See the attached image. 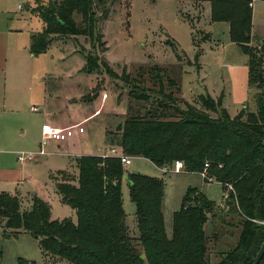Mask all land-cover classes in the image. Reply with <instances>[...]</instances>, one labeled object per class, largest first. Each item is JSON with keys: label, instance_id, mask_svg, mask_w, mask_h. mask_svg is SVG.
<instances>
[{"label": "trees", "instance_id": "1", "mask_svg": "<svg viewBox=\"0 0 264 264\" xmlns=\"http://www.w3.org/2000/svg\"><path fill=\"white\" fill-rule=\"evenodd\" d=\"M106 1L35 0L32 11L41 18L43 28L31 36L30 53L43 52L52 35H82L94 50L85 56L87 72L103 66L114 79L128 81L124 69L117 74L100 58L105 41L101 40L98 23L108 15ZM210 1L211 19L227 22L230 39L249 56L252 0ZM75 13L80 14V21L75 20ZM248 69L251 83L250 59ZM150 70L157 81V98L147 108L126 116L119 127L118 147L123 154L148 159L158 167L181 160L186 171L199 173L208 162L207 174L225 191L231 186L225 199L228 212L240 218L237 245L222 253L217 262L206 259L203 226L216 204L194 188L186 191L181 207L175 211L172 235L168 237L162 214V180L127 171L120 158L113 155L77 157L78 183L60 173L64 179L56 182V190L62 202L75 211V222L52 218L50 205L37 195L32 196L30 208L23 210L17 195L0 192V237L27 232L38 240L49 259H63L68 264H251L264 240V224L260 222V217L264 220V92L255 97L256 111L241 110L234 116L221 107L220 98L202 95L205 111L177 96V86L166 91L161 77L166 73L160 66L153 65ZM133 86L129 93L133 98L148 99L142 89ZM177 103L183 107L178 108ZM124 177L135 205L140 251L124 222L120 187ZM263 260L264 256L258 264ZM17 264L37 263L18 258Z\"/></svg>", "mask_w": 264, "mask_h": 264}, {"label": "rangeland", "instance_id": "2", "mask_svg": "<svg viewBox=\"0 0 264 264\" xmlns=\"http://www.w3.org/2000/svg\"><path fill=\"white\" fill-rule=\"evenodd\" d=\"M34 1L7 0L9 11L16 12L11 15L14 18H22L23 21V33L16 42L17 47L22 43L25 47L19 49L22 52L14 54V61L18 63L16 67L10 64L8 78L10 98L18 95L22 99L14 104L17 108L15 111L10 109V105L9 109L1 110L0 114L13 125L10 135L17 138L16 142L7 145L8 150L15 151L18 161L25 163V169L43 183L50 196L53 218H69L73 222L76 221L75 211L62 202L58 192H55V180L52 175L64 172L70 180L78 183L77 167L68 163V157L57 153L49 154L47 151L51 147L47 148L44 155L38 153L37 130L41 128L44 113L54 110L56 96L59 108L63 109L64 102L59 101L58 96L70 99L74 91L82 92L89 83L95 86L88 93L90 97L96 95L95 91L97 94L99 91L98 96H101L103 102L106 98L103 99L102 94L105 92L109 95L104 110L115 108L117 111L126 110V115L136 113L140 109L143 110V107L147 108L157 98L154 91L158 85L150 70L153 65H157L166 73L161 74L164 89L168 91L177 86L176 95L200 110L206 111L200 96L209 95L213 99L220 98L221 107L231 115L241 110L244 113L256 111L255 97L263 95L264 92V81H258L259 71L264 79V43L260 42L261 36L264 37L262 0H254L252 8V44L247 47L250 54L248 59L252 61L253 68L251 83L247 78V56L230 39L228 23L211 19L210 0H107L108 15L98 23L102 33L101 40L105 41V51L100 53V58L107 61L117 74L124 69L129 74L126 82L108 75L103 66L93 72H87L84 67L85 56L94 50L89 39L82 35H52L47 48L32 56L28 50L30 36L39 33L43 28L41 18L31 11L35 5ZM19 5L22 6L21 9ZM74 18L80 21V14L75 13ZM21 53L24 55L23 60L20 59ZM79 69L82 72H79ZM55 73L62 77L54 79ZM133 85H137L139 90L142 89L148 99L133 98L129 94L134 88ZM66 105V110L69 111V103ZM97 105V101L90 103L89 111ZM31 106L37 107V110L31 111ZM176 106L183 107L180 103ZM72 107L74 110L78 108L74 102ZM102 112L103 110L100 115L85 122L84 126L81 124L86 128L79 144L83 150L100 152L110 146H119V137H106L103 125L114 129V124L119 123L125 116ZM69 125L58 121L55 126ZM22 132L24 137L21 136ZM25 153H34V159L26 160ZM18 155L22 158L19 159ZM125 169L162 180V214L168 237L172 235L175 211L181 207L186 191L194 188L216 204L208 213V219L203 226L206 236V259L209 262H217L222 253L237 245L240 218L228 212L229 206L225 199L227 191L231 189L230 185L226 186L225 191L223 185L209 174L210 179L207 180L200 173L188 172L185 169L179 172L164 171L142 157L132 156L131 164L125 166ZM60 179L63 180L64 176L61 175ZM120 187L124 222L140 251L135 205L130 199L128 180L125 177ZM20 201L23 208L29 205L27 196L22 195ZM260 222L261 225L264 224L261 217ZM0 247L2 264H17L18 258L32 260L37 264H68L63 259H49L39 247L38 240L27 232L0 237Z\"/></svg>", "mask_w": 264, "mask_h": 264}, {"label": "crops", "instance_id": "3", "mask_svg": "<svg viewBox=\"0 0 264 264\" xmlns=\"http://www.w3.org/2000/svg\"><path fill=\"white\" fill-rule=\"evenodd\" d=\"M251 7L253 8V2H252ZM21 8L22 6L19 5V9ZM14 13L16 12L9 11L7 7V0H0V111L3 109H6V110L9 109L10 105H11L10 109L12 111H15L17 108L14 106V104L19 103V99H22V98H19L18 95H14L10 98L9 90H8V78H9V73H10L9 71L10 64L11 65L13 64L15 67L17 66L18 62L14 61V54L17 53L19 49L22 50V48L25 47V44L23 45V43L20 47H17L16 41L18 40L20 35L23 33L24 28L22 26L23 24L22 18H14L11 15ZM32 13L35 14L33 11ZM31 36H30V41H31ZM261 40H264L263 36H261L260 41ZM250 44H252L251 41H250ZM19 52H22V51H19ZM23 56H24L23 53H21L20 59H22ZM32 56H36V55H32ZM246 56L248 60V55ZM78 71L82 72L80 71V69ZM55 74L56 75L53 77L54 79H57L58 77L59 78L62 77L58 75L59 73H55ZM69 75L71 76V74ZM247 78L249 80L248 63H247ZM85 87L86 88L82 92L80 90L74 91L73 92L74 95L71 96L70 99L69 98L62 99L58 96V100L61 102H64L63 109L59 108V104H58L57 96H56V99H55L56 101L53 106L54 110L44 113V115L42 116L41 124H40L41 127L43 124L57 125L58 121H61L64 124H70V125L74 123L82 122L81 124L84 126L85 122L94 119L95 117L100 115L101 110H103V112L107 111L106 113L110 115L121 114L125 116L119 123L114 124L115 125L114 129L113 127L109 128L103 125L105 132H106V137H108L109 139H112L110 137L118 136L120 138L119 127L121 126L122 122L127 116L126 110L122 109L120 111L119 110L117 111L115 108H112L110 110L109 109L104 110L105 104L107 100L109 99V95L102 102L101 96L100 97L98 96L100 94L99 91H98L97 96L90 97L88 95L89 91L95 87L94 85H90L88 83V85ZM95 93L97 92L95 91ZM84 96H87V97L84 98ZM95 101L98 102V105L94 106L93 108L95 112H93V110L89 111V104ZM73 102L76 103L78 107L77 110H74V108L72 107ZM67 103H69L71 107L69 111L66 110ZM99 107H101L100 111H98ZM231 116H234V115H231ZM14 119H17V118L14 117ZM8 121L9 120L4 119L3 114H0V192L6 191L7 193H10L12 195H17L19 198H21L22 195L27 196L29 198V205L25 208L21 207L23 210H28L30 208L33 195H37L41 197L43 200H45L50 205V202H49L50 196L47 193L43 183H41L38 179H36L33 176L34 174H32L30 171L25 169L26 164L18 161L15 151L12 152L11 150H8L7 145L9 143H14L17 141V138L10 135L13 125H11ZM109 132H112V134H108ZM85 133H86V128L84 127V130L82 133H75V135L72 136L68 140L60 141V142L52 141L50 145L47 147V148L51 147L50 148L51 150L49 149L47 151V148H46V151L49 154L57 153L58 155L68 157L69 158L68 163L73 164L77 167V163H76L77 157L81 155H103L105 152H108L111 148H113L112 146H110V148L102 149L100 150V152L83 150L79 144L82 139V136ZM21 136L22 137L25 136L24 132H22ZM36 137H38L37 141H38V148H39V143L41 139V128L37 130ZM116 148H118V150L120 149L119 147H116ZM160 168L162 169V167ZM61 175L62 174L60 173H56V175H52V177L55 180V184H54L55 192L57 191L56 182L61 181L60 179ZM58 196L60 197V195ZM51 217L53 218L52 213H51ZM261 264H264V260Z\"/></svg>", "mask_w": 264, "mask_h": 264}, {"label": "built area", "instance_id": "4", "mask_svg": "<svg viewBox=\"0 0 264 264\" xmlns=\"http://www.w3.org/2000/svg\"><path fill=\"white\" fill-rule=\"evenodd\" d=\"M253 0L249 3L252 5ZM107 94L104 92L102 94V98H106ZM30 110L36 111L37 107L31 106ZM82 122L74 123L72 125L66 126V127H59L51 124H43L41 127V139L39 143V150L38 153L39 155H44L46 154V148L50 145L52 141L60 142V141H65L70 139L72 136L75 135V133H82L84 128L81 125ZM105 155H113L117 156L120 158L121 163L123 166H128L131 164V157L129 155L123 154L120 149L113 147L111 148L108 152H105L102 156ZM18 158H22L20 155H18ZM24 158L28 161L34 159V153H25ZM209 164L206 162L204 164L203 169L199 172L205 179H210L207 174V168ZM164 171H174V172H179L184 169V164L183 161L181 160H175L172 162V164L167 167L164 166L162 167ZM231 188V186H230Z\"/></svg>", "mask_w": 264, "mask_h": 264}, {"label": "water", "instance_id": "5", "mask_svg": "<svg viewBox=\"0 0 264 264\" xmlns=\"http://www.w3.org/2000/svg\"><path fill=\"white\" fill-rule=\"evenodd\" d=\"M261 43H264V40L260 41ZM259 75V81L263 82L264 79L261 75V73H258ZM263 192H264V175H263ZM144 255L142 254L141 257H143ZM264 256V240L261 243L258 251L256 252V254L254 255V257L252 258L251 264H258L260 262V260L262 259V257Z\"/></svg>", "mask_w": 264, "mask_h": 264}]
</instances>
